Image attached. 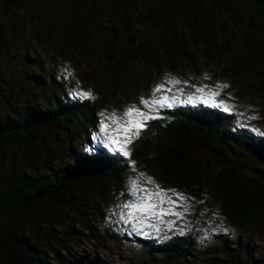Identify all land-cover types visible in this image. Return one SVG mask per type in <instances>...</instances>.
I'll return each mask as SVG.
<instances>
[{
  "label": "rangeland",
  "instance_id": "1",
  "mask_svg": "<svg viewBox=\"0 0 264 264\" xmlns=\"http://www.w3.org/2000/svg\"><path fill=\"white\" fill-rule=\"evenodd\" d=\"M0 24L8 38L0 66V119L15 116L26 104L41 106L59 97L83 99L76 93L90 91L94 98L89 100L95 105L90 143L110 150L119 145L105 143L109 135L117 136V123L107 116L113 112L123 116L133 105L149 112L141 98L175 95L177 101L169 99L174 106H216L232 128L264 132V22L242 0H127L125 5L120 0H31L20 8L0 1ZM196 26L204 41L197 40ZM248 47L261 52L255 63L248 62ZM171 79L180 83L169 84ZM161 84L164 89L154 93ZM190 95L193 101L187 102ZM226 106L231 110L226 111ZM167 108L149 114L160 116ZM102 121L108 125L103 132ZM119 138L123 141L122 132ZM170 141L166 138L163 147ZM131 144L126 145L128 156L110 150L124 159L127 168L119 179L93 190L100 211L91 218L89 229L75 224L68 235V227H62L67 211L56 210L58 222L51 232L65 248L60 254L89 252L118 264L131 257L143 258L145 242L188 236L193 254L175 264H264V217L246 230L229 224L210 187L225 161L234 163L246 177L261 164L235 145L220 141L211 152H195L165 184L130 159ZM20 145L10 142L5 147L1 187L11 182L13 172L28 171L30 166L38 173H49L72 159L73 147H87L78 141L71 146L54 141L45 132L40 139ZM193 170L200 176L198 182L191 180ZM134 180L139 188L154 190L159 185L184 198L176 205L165 201L161 207L172 211L161 216L124 208L136 199L131 190ZM167 194L176 199L170 191ZM129 212L133 219L126 223ZM6 221L0 216V225ZM246 240L250 260L244 263L241 255L229 257L235 244L243 246Z\"/></svg>",
  "mask_w": 264,
  "mask_h": 264
},
{
  "label": "trees",
  "instance_id": "2",
  "mask_svg": "<svg viewBox=\"0 0 264 264\" xmlns=\"http://www.w3.org/2000/svg\"><path fill=\"white\" fill-rule=\"evenodd\" d=\"M20 8L31 0H0ZM264 22V0H242ZM125 5L127 0H120ZM51 26V23H49ZM196 38L204 35L196 26ZM8 45L7 30L0 24V66ZM248 62L255 63L261 53L248 47ZM95 105L88 98H56L44 105L26 104L15 116L0 119V165L8 143H31L50 135L56 141L87 145L72 150V159L56 166L49 173H38L28 166L9 177L10 183L0 186V216L7 221L0 225V264H115L98 254H60L65 250L53 238L59 209L66 210V233L72 235L74 225L89 229L91 218L100 209L95 204L93 190L107 181H115L125 173L127 165L115 152L94 146L88 135L94 126ZM151 119L131 146L130 159L146 167L161 183L182 171L197 151H213L222 141L235 145L243 154L252 157L262 168L242 176L238 167L225 161L216 171L210 185L219 201L223 218L239 229H248L264 217V137L243 127L232 128L227 115L210 105L174 106ZM85 135L83 136V133ZM166 138L171 141L163 147ZM154 150L153 154H150ZM191 180L199 181L193 170ZM42 214V216H41ZM35 218V219H34ZM64 228V229H65ZM46 243V244H45ZM225 242L222 246H225ZM238 242L229 257L243 256L246 263L251 252ZM57 246L61 247L58 249ZM145 256L131 257L118 264H175L192 255L193 246L188 236H174L161 243L142 244ZM234 263V261H233ZM242 263V262H241ZM235 264V263H234Z\"/></svg>",
  "mask_w": 264,
  "mask_h": 264
},
{
  "label": "snow or ice",
  "instance_id": "3",
  "mask_svg": "<svg viewBox=\"0 0 264 264\" xmlns=\"http://www.w3.org/2000/svg\"><path fill=\"white\" fill-rule=\"evenodd\" d=\"M169 84H179L180 81L177 79H171L168 81ZM222 87L226 88L228 85H223ZM164 89V85H158L156 89H154L155 92H159ZM199 91H203V89H199ZM219 93H213V95H218ZM76 95L81 96L82 98H88L92 99L94 98L92 96V93L90 91L86 92H78ZM169 99L171 101H177L178 97L173 95L170 98L161 97V98H153L151 100H145L144 98H141V103L145 105L149 109V112L152 110H157L159 108H163L165 106L172 107L174 106L173 103L169 102ZM199 99V97H197ZM193 96L187 97V102H192ZM184 102V101H181ZM204 103H208V101H204ZM226 111H230L227 106L225 107ZM149 112H143L139 108H136L134 105L127 108L125 112L123 113V116H118L115 112L111 113L109 116L106 117V119H111L114 122L117 123L116 133L117 136L113 138V136L109 135L107 139L105 140V143H109L111 145H119V147H111L110 150L112 151H120L124 156L129 155V151L126 148V145L131 144L133 139L138 137L140 135V130L145 128L147 126V121L150 119H157L158 116H152L149 114ZM135 114V116L133 115ZM104 113H101V116H104ZM250 119H256V117H250ZM122 121V123H121ZM108 128L107 124H104L103 121L101 122V131H105ZM253 131L258 132L260 135H264V132H260L258 129H253ZM123 133V141L119 138V134ZM141 177H143V174H141ZM149 183H154L150 177L147 178ZM131 190L132 194L136 199L131 202L130 204H125L124 208H130L134 209L136 211L141 212L144 215H156L161 216L168 214L172 211V209H165L161 207L167 201L168 203L172 205H176L177 201L184 198L182 193H177L174 189L173 190H164L160 188L159 185L155 186L154 190H146L138 187L137 181L131 182ZM171 192L173 196L176 197V199H172V196H168V192ZM138 193H143V195H139ZM156 198V202H153V199ZM139 201V202H137ZM156 209H159V211H155ZM176 215H180L179 213H176ZM123 218V217H122ZM133 219V214L131 212L127 213V220L125 221L130 222ZM147 235V233H144Z\"/></svg>",
  "mask_w": 264,
  "mask_h": 264
}]
</instances>
